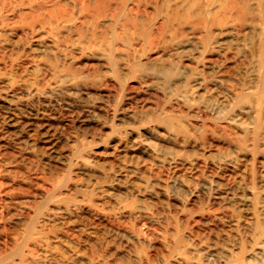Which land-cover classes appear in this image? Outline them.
<instances>
[{"label":"rangeland","instance_id":"obj_1","mask_svg":"<svg viewBox=\"0 0 264 264\" xmlns=\"http://www.w3.org/2000/svg\"><path fill=\"white\" fill-rule=\"evenodd\" d=\"M0 264H264V0H0Z\"/></svg>","mask_w":264,"mask_h":264}]
</instances>
